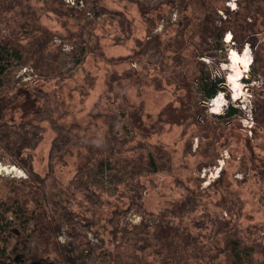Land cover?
Here are the masks:
<instances>
[{"label":"rangeland","instance_id":"374dc122","mask_svg":"<svg viewBox=\"0 0 264 264\" xmlns=\"http://www.w3.org/2000/svg\"><path fill=\"white\" fill-rule=\"evenodd\" d=\"M146 1L161 8V18H156L157 12H154L152 25L145 22L134 0H98L108 13L95 16L93 11L88 12L86 20L91 21V25L81 31L77 19L63 16L55 10L56 0H47L46 4L43 0H28L30 10L26 17L49 38L46 51L56 53L58 43H62L64 54L60 55L58 67L48 78L41 76V72L28 69L26 72L16 68L11 71L12 81L19 78L25 82L13 85L1 97L2 119L16 123L28 120L38 124L41 140L32 151V169L41 176L48 173L54 177L59 191L65 192L90 151L105 141L107 126L97 114L104 116L111 107L107 105L109 97L115 106L118 103L126 105V100L139 111L145 125L156 124L157 130L146 139L137 135L124 153L136 157L140 153L137 152L140 145H151L164 150L168 159L166 166L162 163V170L145 174L141 179L145 186V210L155 219L157 216L161 219L162 214L169 217L172 205L184 198L185 188H190L200 194V200L197 210L181 219L189 231L208 234L210 214L220 221L219 226L228 224L223 226L222 235L212 241L215 247H222L225 232L237 233L247 244L259 243L262 246L264 129L257 125L253 111L256 103L264 99V76L250 83L244 79H250L251 73H257L258 66L264 64V21L260 20L255 25L258 29L252 38L254 48L245 44L240 51L236 50L229 40L230 34L226 33L223 37L228 44L225 57L216 66L211 65L212 60L204 58L212 66L213 77H225L227 88L226 92H219L214 99L205 101L198 108L206 117H189L179 124H160L156 123L158 114L165 109L166 114L177 113L181 108L178 95L184 94V89H177L166 82V76L172 73L173 52L163 48L169 37L175 34L181 18L180 13L172 9L171 2ZM204 2L217 8L223 18L226 17L225 7L239 10L236 0H190L186 12L193 21H197L205 11ZM18 10L3 15L17 23L22 20L16 14ZM251 20L247 18V21ZM0 27L4 25L0 24ZM79 33L87 41L84 45L88 48L80 64L76 62L80 52L73 56ZM148 34H159L162 41V45H158L160 54L156 51L157 45L146 46L144 54L136 53L140 49L137 42L144 45L149 39ZM70 37L73 39H68ZM185 55L187 61L183 60L178 73L183 74L182 71L194 67V57L189 53ZM255 58L257 61L250 72V63ZM215 100H219L220 106L215 104ZM230 106L241 109V114L226 121L218 118L225 115ZM194 108L188 102L184 106L185 114L191 115ZM55 126L65 128L77 139H84L78 143L77 140L61 159L50 164L49 151L56 136ZM139 161L144 162L145 159L142 157ZM26 176L24 168L13 163L0 150V186L4 179H23ZM81 196L73 198L72 207L79 217L87 219V204ZM101 200L103 205L95 207L100 218L93 229L107 239L109 226L105 217L114 207H124L127 200L114 196H102ZM134 219L137 221L136 217ZM198 225L201 228H197ZM171 234V227L163 224L161 237L167 238ZM19 257L16 258L18 263ZM38 262L32 264H40Z\"/></svg>","mask_w":264,"mask_h":264},{"label":"trees","instance_id":"16d2710c","mask_svg":"<svg viewBox=\"0 0 264 264\" xmlns=\"http://www.w3.org/2000/svg\"><path fill=\"white\" fill-rule=\"evenodd\" d=\"M189 1L165 0L171 2L172 9L177 10L181 18L175 34L163 46L173 52L172 73L166 76V82L177 89H184V94L178 95L181 105L178 112L166 114L165 109L158 114L156 123L179 124L189 117H206L198 108L205 101L214 99L219 92L227 91L225 77H213L211 71V65L216 66L225 57L228 44L223 41L224 35L230 34L229 40L238 51L245 44L254 48L252 38L258 29L255 25L260 20L264 21V0H236L239 10L225 7V18L217 8L204 2L206 9L197 21H193L186 12ZM43 2L46 4L47 0ZM56 2L55 10L63 16L77 19L81 31L91 25V21L86 20L88 12L93 11L95 16L108 13L98 0ZM134 3L148 25L155 20L152 19L154 12H157L156 18H161L159 5L146 0H134ZM15 10L22 18L19 23H13L3 15ZM29 10L28 0H0V24L4 25L0 27V150L27 173L23 179H4L0 186V264H32L38 260L40 264H264V245L247 244L237 233L225 232L222 247L212 245V241L224 232L223 226L228 224L219 226L220 221L210 214L211 228L206 235L194 234L183 225L181 219L196 211L199 205L200 194L193 189L185 188L186 195L172 205L169 217L162 214L161 219L160 216L155 219L145 210V186L141 179L145 174L162 170V163L166 166L168 159L164 150L151 145H140L137 148L140 153L136 157L124 153L137 135L146 139L157 130L156 124L145 125L139 111L126 100V105L118 103L115 106L109 97L107 105L111 107L104 116L97 114L107 126L105 141L90 151L65 192L59 191L54 177L48 173L41 176L32 169V151L41 140V128L28 120L18 123L3 120L1 97L13 85L23 81L19 78L11 80L14 68L41 72V76L48 78L58 67L64 51L62 43H58L56 53L46 51L49 38L35 23L28 21ZM247 18L252 20L249 22ZM148 30L150 32L151 29ZM147 36L149 39L144 45L137 42L140 49L136 53L144 54L146 46L157 45L156 51L160 54L162 41L159 34ZM76 37L77 49L73 56L80 52V57H76L80 64L88 53L84 45L87 41L80 33ZM186 53L194 57V67L182 71L183 74L178 73L183 60L187 61ZM204 58L212 60L211 65ZM256 61V58L251 61L250 72ZM262 76L264 64L258 66L257 73H251L250 79H244V82L258 81ZM188 102L195 107L191 115L184 112ZM263 103L264 99L256 103L253 115L257 125L264 129ZM240 114L241 109L230 106L225 115L218 118L226 121ZM55 130L56 136L49 151L50 164L61 159L77 140L78 143L84 139H77L60 126H55ZM142 157L144 162L139 161ZM79 194L87 204V219L79 217L72 207L73 198ZM102 196L127 200L124 207H114L105 217L109 226L107 239L93 229L100 218L95 207L103 205ZM163 224L172 230L167 238L161 237ZM197 228H201L200 225Z\"/></svg>","mask_w":264,"mask_h":264},{"label":"bare ground","instance_id":"6f19581e","mask_svg":"<svg viewBox=\"0 0 264 264\" xmlns=\"http://www.w3.org/2000/svg\"><path fill=\"white\" fill-rule=\"evenodd\" d=\"M219 100H215V104H218ZM219 105V104H218ZM220 106V105H219Z\"/></svg>","mask_w":264,"mask_h":264},{"label":"built area","instance_id":"2783aa9c","mask_svg":"<svg viewBox=\"0 0 264 264\" xmlns=\"http://www.w3.org/2000/svg\"><path fill=\"white\" fill-rule=\"evenodd\" d=\"M67 1H69V0H67ZM14 167V166H13Z\"/></svg>","mask_w":264,"mask_h":264}]
</instances>
